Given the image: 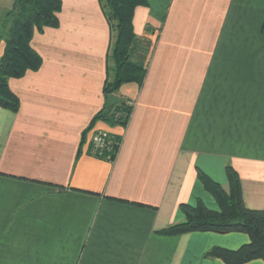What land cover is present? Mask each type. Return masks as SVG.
I'll return each mask as SVG.
<instances>
[{"label": "crops", "instance_id": "obj_1", "mask_svg": "<svg viewBox=\"0 0 264 264\" xmlns=\"http://www.w3.org/2000/svg\"><path fill=\"white\" fill-rule=\"evenodd\" d=\"M15 0H0L4 21ZM58 27L35 31L41 68L10 78L18 111L0 106V264H224L245 232L158 231L183 221L180 204H218L198 168L245 203L264 207V0H148L134 29L153 44L143 85L118 95L129 123L98 120L121 140L114 160L82 133L104 106L110 25L99 0H62ZM148 27L150 29H148ZM244 264H264L257 258Z\"/></svg>", "mask_w": 264, "mask_h": 264}, {"label": "trees", "instance_id": "obj_2", "mask_svg": "<svg viewBox=\"0 0 264 264\" xmlns=\"http://www.w3.org/2000/svg\"><path fill=\"white\" fill-rule=\"evenodd\" d=\"M110 25L111 41L108 53L107 78L104 82V106L94 115L82 133L81 147L87 142L88 132L98 120L111 125L126 126L133 111V103L118 95L125 83L143 85L148 72L152 42L139 36L134 29V13L138 6L148 5V0H99ZM62 0H15L4 21L5 47L0 56V106L18 111L19 96L10 88V78L23 77L29 70L37 71L43 64L42 55L31 44L35 31L60 25L59 13ZM148 29H150L148 27ZM139 53V54H138ZM116 100L110 103L109 96ZM91 150V149H89ZM228 190L208 173L198 168V178L215 198L218 209L209 208L203 200L193 205L180 204L185 219L168 225L158 232L173 236L193 231L219 233L245 232L250 241L236 249L213 246L207 257L221 258L224 264H244L253 259L264 260V207L246 205L238 171L226 165Z\"/></svg>", "mask_w": 264, "mask_h": 264}, {"label": "built area", "instance_id": "obj_3", "mask_svg": "<svg viewBox=\"0 0 264 264\" xmlns=\"http://www.w3.org/2000/svg\"><path fill=\"white\" fill-rule=\"evenodd\" d=\"M89 152L99 158L114 160L121 145V140L114 134L105 130H94L87 138Z\"/></svg>", "mask_w": 264, "mask_h": 264}, {"label": "water", "instance_id": "obj_4", "mask_svg": "<svg viewBox=\"0 0 264 264\" xmlns=\"http://www.w3.org/2000/svg\"><path fill=\"white\" fill-rule=\"evenodd\" d=\"M116 100V97L114 95L109 96L110 103H113Z\"/></svg>", "mask_w": 264, "mask_h": 264}, {"label": "rangeland", "instance_id": "obj_5", "mask_svg": "<svg viewBox=\"0 0 264 264\" xmlns=\"http://www.w3.org/2000/svg\"><path fill=\"white\" fill-rule=\"evenodd\" d=\"M139 54V53H138ZM128 102L130 101V100H127ZM214 179V178H213ZM216 180V179H215ZM217 181V180H216ZM219 182V181H218ZM221 183V182H220ZM222 184V183H221ZM223 185V184H222ZM209 194H211L210 192H209ZM211 196L213 197V195L211 194ZM214 198V197H213Z\"/></svg>", "mask_w": 264, "mask_h": 264}]
</instances>
